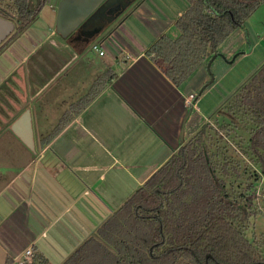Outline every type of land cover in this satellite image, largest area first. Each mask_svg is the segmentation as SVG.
I'll return each instance as SVG.
<instances>
[{
    "label": "crops",
    "instance_id": "crops-1",
    "mask_svg": "<svg viewBox=\"0 0 264 264\" xmlns=\"http://www.w3.org/2000/svg\"><path fill=\"white\" fill-rule=\"evenodd\" d=\"M47 1L36 21L0 50V137L8 138L0 154V252L6 264L28 247L63 262L232 96L208 103L216 80L201 93L210 82V60L176 86L153 53L166 22L176 24L187 9L169 20L167 7L158 13L149 0H129L111 23L109 14L63 37L56 31L61 0ZM94 45L107 51L100 55ZM218 58L210 66L215 73L222 67ZM102 73L113 75L111 82L44 144ZM87 74L93 81L82 86ZM58 85L60 98L74 93L54 115L52 105L61 99L49 95ZM26 111L34 149L11 129Z\"/></svg>",
    "mask_w": 264,
    "mask_h": 264
},
{
    "label": "trees",
    "instance_id": "trees-1",
    "mask_svg": "<svg viewBox=\"0 0 264 264\" xmlns=\"http://www.w3.org/2000/svg\"><path fill=\"white\" fill-rule=\"evenodd\" d=\"M46 1L0 0V17L15 25L8 38L35 22ZM186 1L188 8L175 24L178 36L164 34L152 46L176 86L219 56L223 43L244 29L264 2ZM112 78L110 73L99 77L43 143L56 137ZM216 116L214 135L213 127L202 125L61 264H264V234H248L257 216L249 194L255 186L250 183L243 192L235 186L243 163L264 175V63ZM25 264L50 263L34 253Z\"/></svg>",
    "mask_w": 264,
    "mask_h": 264
},
{
    "label": "rangeland",
    "instance_id": "rangeland-1",
    "mask_svg": "<svg viewBox=\"0 0 264 264\" xmlns=\"http://www.w3.org/2000/svg\"><path fill=\"white\" fill-rule=\"evenodd\" d=\"M48 3L49 0L47 1V5H49ZM148 4L150 5V8H152L154 11L158 13L161 12V10L163 11V9L167 7L166 15H169L168 17L169 20H171L174 17H177V13L180 10H186L188 8V2L186 0H149ZM47 9L48 10H46V13H49V11L51 10L48 6ZM137 14L140 13L138 12ZM136 18L139 17L136 16ZM134 19H135L134 17L131 18V20ZM166 23L169 24L168 25L169 27L167 29V34L170 35L172 38H176L179 32L175 24L174 23L172 24L168 21ZM230 47L235 51L233 50L231 51ZM103 50L104 52L107 51L106 46H103ZM217 61H219L222 66L216 71L217 73H215L214 71L215 66H212V68L207 69L210 75V80H211V76L213 75L217 82V86L214 90V95H210L211 97L208 98V103H213V104L218 103V101H221L225 98L227 99L242 84H244V82H246L264 63V2L247 20L244 29L236 30L228 38V40L225 43H223V45L220 47V55ZM229 61H233V63L230 64L228 63ZM102 74L99 77H101ZM87 75L90 76L88 77L84 76L85 78L84 80L82 79L83 82L82 86L90 85L93 75L91 74H87ZM61 83H63V81ZM60 86L59 85L57 86L58 93L53 92L51 93V95H49V97L52 96L54 98L61 99L57 104L55 103L52 105L53 107L51 109L54 112V115L63 112L66 104L70 102V97L74 93V92H69L68 95L65 94L63 95L62 98H60L59 97L60 92L58 91L60 89ZM2 104L3 102L0 101V134H3ZM44 104L47 105V103L40 102V105H44ZM216 119H218V117L216 116L215 113L211 118H209V120H205L203 124L213 127L212 129L213 135L216 132V127H217ZM10 124H11V119H8L7 127H10ZM45 136H48V134ZM7 139H8L7 137H3V136L0 137V154L3 153V150L1 151V147L3 144L7 143L6 142ZM235 155L237 156L238 153L235 152ZM249 163L250 162L247 163L249 166H246V164L243 163L241 168V172H242L241 178L235 184V186L239 187V189L243 188L242 192L244 191V188L246 189V187H248V184L250 183H253L252 185L255 186L252 189V191L249 192V194H251V197L254 201V209L257 213V216L252 219L253 226L250 228L248 234L250 236L252 235L253 232L256 235L260 236L264 234V175L259 172L258 168H256L255 165ZM257 177H259L258 181H257ZM32 257L27 259L26 262L31 261ZM6 260H7L6 256L0 252V264H6ZM48 261L50 264L62 263L57 261L56 259L55 261H53L52 259Z\"/></svg>",
    "mask_w": 264,
    "mask_h": 264
},
{
    "label": "water",
    "instance_id": "water-1",
    "mask_svg": "<svg viewBox=\"0 0 264 264\" xmlns=\"http://www.w3.org/2000/svg\"><path fill=\"white\" fill-rule=\"evenodd\" d=\"M116 0H61L58 7L56 31L63 37H66L72 32L85 28L88 24L96 21L99 18L106 17L107 10L113 5ZM124 9L125 4H123ZM111 14V13H110ZM118 14H114L109 18L111 23ZM103 28V27H101ZM15 25L13 22L0 17V45L14 32ZM218 56L213 58L208 63V69L212 62ZM215 84V77L212 75L208 85L202 89L201 93L209 86ZM12 131L24 141L30 148L34 149L33 131L31 127L30 112L26 111L13 125ZM21 130V131H20Z\"/></svg>",
    "mask_w": 264,
    "mask_h": 264
},
{
    "label": "built area",
    "instance_id": "built-area-1",
    "mask_svg": "<svg viewBox=\"0 0 264 264\" xmlns=\"http://www.w3.org/2000/svg\"><path fill=\"white\" fill-rule=\"evenodd\" d=\"M93 50L99 51L100 55H104V51L100 50L99 45H94ZM191 100L194 101L195 95H191ZM33 249L32 247H28L25 251H23L20 255L16 256L14 259L15 264H25V261L32 257Z\"/></svg>",
    "mask_w": 264,
    "mask_h": 264
},
{
    "label": "flooded vegetation",
    "instance_id": "flooded-vegetation-1",
    "mask_svg": "<svg viewBox=\"0 0 264 264\" xmlns=\"http://www.w3.org/2000/svg\"><path fill=\"white\" fill-rule=\"evenodd\" d=\"M127 1L129 0H116L113 3V5L107 10V13L105 14V16L108 17L107 15H109L110 13L112 16H114V14H118L120 12L122 5L127 3ZM112 16H109V17H112Z\"/></svg>",
    "mask_w": 264,
    "mask_h": 264
}]
</instances>
